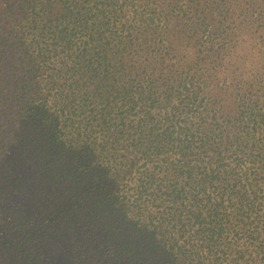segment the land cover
<instances>
[{
  "label": "trees",
  "instance_id": "16d2710c",
  "mask_svg": "<svg viewBox=\"0 0 264 264\" xmlns=\"http://www.w3.org/2000/svg\"><path fill=\"white\" fill-rule=\"evenodd\" d=\"M0 264H264V0H0Z\"/></svg>",
  "mask_w": 264,
  "mask_h": 264
},
{
  "label": "rangeland",
  "instance_id": "374dc122",
  "mask_svg": "<svg viewBox=\"0 0 264 264\" xmlns=\"http://www.w3.org/2000/svg\"><path fill=\"white\" fill-rule=\"evenodd\" d=\"M1 7H3V6H1Z\"/></svg>",
  "mask_w": 264,
  "mask_h": 264
}]
</instances>
